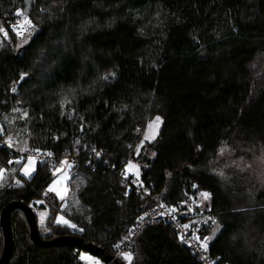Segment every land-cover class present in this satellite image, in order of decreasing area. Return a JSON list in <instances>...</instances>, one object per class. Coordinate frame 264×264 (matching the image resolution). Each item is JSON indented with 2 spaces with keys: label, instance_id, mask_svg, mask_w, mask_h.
<instances>
[{
  "label": "trees",
  "instance_id": "1",
  "mask_svg": "<svg viewBox=\"0 0 264 264\" xmlns=\"http://www.w3.org/2000/svg\"><path fill=\"white\" fill-rule=\"evenodd\" d=\"M27 6L31 31L0 41V129L19 149L75 155L77 165L59 201L47 164L22 178L23 163L0 147V213L12 202L46 209L45 235L35 214L40 238L72 236L112 255L147 206L115 176L133 160L163 203L210 194L218 218L209 234L219 229L209 248L222 263L264 264V182L250 191L194 170L222 145L264 150V0H0V14ZM153 117L158 134L137 152ZM93 151L106 167L87 163ZM59 214L76 230L57 224ZM10 227L7 264H83L79 248L35 247L22 212ZM130 264L200 262L155 223L137 236Z\"/></svg>",
  "mask_w": 264,
  "mask_h": 264
},
{
  "label": "built area",
  "instance_id": "2",
  "mask_svg": "<svg viewBox=\"0 0 264 264\" xmlns=\"http://www.w3.org/2000/svg\"><path fill=\"white\" fill-rule=\"evenodd\" d=\"M24 13L23 11H17ZM0 14V40L9 42L12 38L16 40L23 39L29 32L23 28H18L22 23L24 16H18L16 13ZM26 14V13H24ZM30 19L29 14H26ZM17 30L22 34L18 35ZM11 95H16L17 90L14 86L10 90ZM0 147L12 156V161L16 164L24 163L31 157L37 164H47L48 168L53 171L59 167L61 162H67L70 167L77 165V157L75 155H53L50 152L40 151L36 149H19L14 138L3 135L0 130ZM74 150H78V141L75 138ZM94 151L89 154L88 164L94 166L106 167L100 164L93 156ZM113 170V169H112ZM114 171V170H113ZM115 176L125 186L126 195H133L146 202L147 206L144 211L136 217L134 223L128 228L127 233L122 241L115 248V252L111 255L112 260L105 264H114L115 261H121L122 253H128L133 256L135 250V240L145 227L155 223H163L170 227L179 244H181L200 264H226L222 263L218 255L210 252L209 232L217 222V214L210 208L202 206L196 201L192 195H186L184 198L176 200L171 204L160 201L155 193L152 184H146L139 175L129 174L125 170L114 171ZM11 185L17 187L20 182L12 181ZM143 217V219H141ZM215 221V223H213ZM188 225V228L184 226ZM199 237V241L194 239ZM183 238V241L181 239ZM208 238V249L204 251L200 247V242Z\"/></svg>",
  "mask_w": 264,
  "mask_h": 264
},
{
  "label": "rangeland",
  "instance_id": "3",
  "mask_svg": "<svg viewBox=\"0 0 264 264\" xmlns=\"http://www.w3.org/2000/svg\"><path fill=\"white\" fill-rule=\"evenodd\" d=\"M31 29H29V31H31ZM263 64L264 62L262 61L261 63L259 62V65L258 64L256 65V74L260 73L258 70L261 68L260 66L264 67ZM156 118L157 117H153L151 120L146 122L145 127L143 131L141 132V139L139 143L137 144V147L140 146L145 141L152 142L156 138L158 131H159L160 123H159L158 128L154 126L152 129H149V125L153 124ZM0 127H2L1 124H0ZM146 133L149 135V137H151V135L154 133L155 138L145 139ZM26 164H28V161L24 162L21 165L18 174L22 178L29 179L34 173L37 163L34 161L32 165V168L34 170L31 171V174L29 176L24 175ZM129 164L134 165V167L129 169L128 168ZM69 168H70L69 164H64L61 162L60 166L53 170L52 172L53 180L47 188L48 191L50 187L55 188V191H49V192L53 193L59 201H64L65 198L67 197V189H68L67 182L70 176ZM194 170L199 171V172H204L207 174H211L213 176H217L218 178L224 179V180L240 181L241 183H243L242 185L244 186L245 189L251 191L259 187L264 182V150L244 149L242 151L237 152L226 145H222L219 147L216 154L211 158V160L208 163L202 166L196 167ZM125 171L129 174L138 175L139 167L133 160H130L125 166ZM6 173L7 172L5 171V169L1 167L0 168V184L2 182V178L6 175ZM57 192H59L63 196V199H61L60 196L57 195ZM201 193L202 192L197 194V197H196L197 202L200 203L202 206H205V203L207 202L208 199L205 200L200 195ZM41 213L45 214L43 224L41 223ZM35 214L37 217V225L41 229V233L43 235L47 234L49 230L45 227V224H46V219L48 217V212L45 209L44 211H41V210L36 211ZM60 217H63V216L60 214L57 215L56 222H57V219ZM57 224L64 225L61 223H57ZM45 229H47V231H45ZM218 229H219L218 226L214 227L213 232L209 235V241H211L212 238L216 235ZM81 257H84V259H82ZM78 259L83 264H105V262L100 256L93 255L82 249L80 250ZM121 262H123L124 264H129V262L123 259V257L121 258Z\"/></svg>",
  "mask_w": 264,
  "mask_h": 264
},
{
  "label": "water",
  "instance_id": "4",
  "mask_svg": "<svg viewBox=\"0 0 264 264\" xmlns=\"http://www.w3.org/2000/svg\"><path fill=\"white\" fill-rule=\"evenodd\" d=\"M28 14V6L23 11ZM20 211L23 213L27 220L29 227V238L35 247L43 248H64L68 246L76 247L89 252L93 255L100 256L105 263H109L112 260L111 255L107 254L102 248L92 244L85 243L82 239L72 236H62L51 240H43L40 238L37 225L36 217L33 210L20 202H12L5 206L0 213V228L3 237V250L0 257V264H7L10 260L13 250V237L10 227V216L14 211ZM114 264H124L121 261H115Z\"/></svg>",
  "mask_w": 264,
  "mask_h": 264
},
{
  "label": "snow or ice",
  "instance_id": "5",
  "mask_svg": "<svg viewBox=\"0 0 264 264\" xmlns=\"http://www.w3.org/2000/svg\"><path fill=\"white\" fill-rule=\"evenodd\" d=\"M16 15H18V16L23 15V16H24V19H23L22 23L18 26V28H23L24 31H28V29L33 28V25H32V23H31V21H30L29 19H27L26 14L21 13V12H17ZM17 34H18V35H21L22 33H21L19 30H17ZM159 123H160V118L157 117L156 120L153 122V124H150V125H149V129H152L154 126H155L156 128H158V127H159ZM149 138L154 139V138H155L154 133L151 135V137H149V135L146 133V135H145V139H149ZM139 150H140V148L137 147V152H139ZM33 163H34V161H33L32 158L30 157L29 160H28V164L25 165V171H24V175H25V176H29V175L31 174V171L34 170V169L32 168ZM62 163L67 164L66 161H65V162H62ZM133 167H134V165H132V164H129V165H128V168H129V169H131V168H133ZM49 191H55V188H54V187H50V188H49ZM57 195L60 196L61 199H63V196H62L59 192H57ZM200 195H201L205 200H207V199L210 198V194H209V193H206V192H202ZM44 215H45L44 213H41V223H42V224H43V221H44ZM141 219H143V217H142ZM57 223H61V224L67 225V226L70 227V228L76 229V225L69 223V222H68L67 220H65L63 217L58 218V219H57ZM213 223H215V221H213ZM184 227H185V228H188L189 226H188V225H185ZM78 230H79V229H78ZM45 231H47V229H45ZM80 231H82V230H80ZM181 239H182V241H183V238H182V237H181ZM194 239H196V240L199 241V237L194 236ZM207 240H208V238H205V240H204L203 242H200V247H201L204 251H207V249H208V243H207ZM116 247L119 248V245H116ZM121 255H122L123 259H125L126 261H128L129 264H130V262H131V260H132L131 255H129L128 253H122ZM81 258L84 259V257H81Z\"/></svg>",
  "mask_w": 264,
  "mask_h": 264
}]
</instances>
